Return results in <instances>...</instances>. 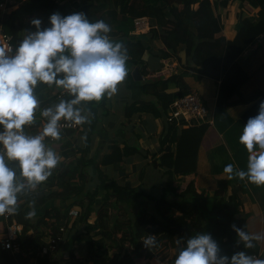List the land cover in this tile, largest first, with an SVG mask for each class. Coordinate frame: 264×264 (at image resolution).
Masks as SVG:
<instances>
[{"label": "trees", "instance_id": "16d2710c", "mask_svg": "<svg viewBox=\"0 0 264 264\" xmlns=\"http://www.w3.org/2000/svg\"><path fill=\"white\" fill-rule=\"evenodd\" d=\"M3 1L5 0H0ZM17 3L18 8L11 13L0 11V22L4 31L12 36L14 47L22 40L26 30H34V26L30 24L31 19L38 17L46 21L44 25L47 26L49 20L46 18L52 13H72L71 5L62 0H18ZM230 3L235 4L237 8L235 16L233 15L234 21L230 20L227 12L225 17L216 12L219 7L227 9ZM73 4L78 11L85 12L91 21L105 20L112 29L110 36L117 39L130 38L135 30V20L147 17L151 29L144 36L164 43L162 59L166 60L167 65L172 58L178 57L179 47L185 46L189 60L186 69L196 76L201 75L212 80L213 84L208 91L198 89L189 85L182 75L174 74L165 79L160 87V80L144 82L141 87L144 93H150V89L156 90L157 87L164 90L165 85L170 82L180 87L175 96L162 95L155 91V97L162 101L166 111L176 96L198 93L208 107L215 108L214 119L218 125L217 113L224 114L228 125H233V120L227 117V110L241 103H253L240 120L231 126V130L241 132L247 119L257 114L260 101L264 100V75H257L264 68V42L259 40L264 34V0H73ZM227 20L228 25L231 21L235 31L232 38H228L227 32L225 34ZM135 39L124 43L128 53L127 62L135 68H140L141 74L147 77L150 72L143 60L147 42L138 36H135ZM258 50L263 52L262 62L250 73L249 62L244 60H251L249 58ZM127 76L130 81H134L131 72H128ZM253 81L257 82L260 89L250 96H244L246 87ZM50 87L52 86L39 84L36 91ZM59 96L60 94L46 100L42 105H52L62 98H70L69 94L62 98ZM235 97L239 98L235 100ZM108 99V96H105L99 101L93 116L86 122L90 127V137L96 130L101 112L108 111ZM142 112L161 115L155 102L141 101L127 107L126 117ZM165 115L167 117V112ZM39 124L40 119L29 126L31 133L38 132ZM79 126L76 129L61 131V137L68 139L67 137L73 136ZM166 126L162 138L163 153L158 161H154L156 168L164 170L165 182L160 195L131 185L119 186L101 172L98 174L99 184L94 190H88L82 183L85 180L84 175L78 174L79 169H72L71 173L64 171L59 177L53 178L51 183H59L57 191L46 193L41 188L45 183L42 182L38 186V192L33 190L19 198L17 213L14 214L23 226V233L16 241L19 252L13 253L4 247L2 242L8 237V233L4 216H0V264H61L54 256L57 251L44 254L43 250L50 248L52 239L63 237L61 228L69 226V212L75 204L81 206V211L74 221V227L85 226L86 233L90 236L89 231L94 228L93 223H97L95 229L102 232L106 241L105 253L98 256L96 241L92 236L87 238L89 257L86 263L89 264H144L156 256L162 261H167V264H174V259L187 238L204 231L212 234L224 254L231 256L242 249L250 255L264 258L261 256L264 239L254 241V248L243 249V245L237 242V234L232 228L235 224L249 233L264 234V223L255 221V224L251 225L242 213V193L248 189L246 179L226 173L217 175L210 156L208 158L209 151L222 147L225 139H222L212 125L206 123L181 128L176 122L167 121ZM90 137L88 142L91 141ZM54 142L47 138V143ZM70 145L71 143L65 140L61 147L66 149ZM88 145L90 144L86 143L83 149H87ZM129 149H133L129 144L124 150L116 144L112 145L110 154L103 157L100 164L108 166L123 163ZM78 152L80 155L84 154L83 150L78 149ZM241 152L246 157L249 154L243 144ZM205 153L208 161H211L210 182L207 184L203 169ZM235 160L239 163V157L236 155ZM78 165H92L98 168L99 163L85 161L81 157L76 161V166ZM76 178H79V182L75 183ZM98 198L101 199V204H97ZM54 199H73V202L65 208L47 209L35 222L33 217H27L26 213L33 207L36 209ZM92 217L96 218L93 223ZM148 234L156 236L157 246L152 249L143 244V239ZM82 235L78 234L76 238L83 240ZM161 249L170 255L161 257ZM74 263L82 264L77 260Z\"/></svg>", "mask_w": 264, "mask_h": 264}, {"label": "clouds", "instance_id": "9594fccd", "mask_svg": "<svg viewBox=\"0 0 264 264\" xmlns=\"http://www.w3.org/2000/svg\"><path fill=\"white\" fill-rule=\"evenodd\" d=\"M48 20L45 26L40 18L31 19L34 30H26L14 49L0 46V216L16 214L19 198L37 189L59 164L61 156L47 138L60 139L62 121L87 122V102L111 97L128 74L127 48L110 36L112 29L105 20L91 21L83 11L54 12ZM38 84L66 90L70 98L41 108ZM37 110L43 127L31 133L26 129ZM239 142L249 153L246 169L228 163L224 171L264 185V100L243 125ZM26 215L35 217L36 209ZM232 228L243 249L264 239V234L249 233L235 224ZM143 244L156 247V236L148 234ZM174 264H264V258L242 249L224 254L212 234L204 231L187 238Z\"/></svg>", "mask_w": 264, "mask_h": 264}, {"label": "crops", "instance_id": "0c3cea01", "mask_svg": "<svg viewBox=\"0 0 264 264\" xmlns=\"http://www.w3.org/2000/svg\"><path fill=\"white\" fill-rule=\"evenodd\" d=\"M62 2H67L69 3V5H71L72 13L80 12L73 4V0H62ZM219 8L220 9L216 11L217 13H222L221 15L224 17L227 16L228 13V17H230V20L234 21V12L237 11L235 4L232 5L230 3L227 9L223 7ZM231 21H229V25L228 20L226 21L225 34L227 32L228 38H232L235 34V31L231 26ZM157 29L159 30V28ZM135 36L141 38V35L136 34L135 32H132L130 38H112L114 40L121 41L124 44L135 41ZM146 37L147 39H145V41L147 42V51L143 56V60L147 65L148 72H150L149 75L145 77L141 74L142 79L135 80L133 72L136 68L134 65L127 62L128 72H131L134 81H130L128 76H126L125 79L118 84L117 92L111 97H108L109 99L106 104V109L108 111L107 113L101 112L100 119L96 124V130L94 134H92L91 137L89 136L90 127H88L85 122L84 124L79 126V129L75 131L73 136L67 137L68 139H65V137H61L58 141H55L54 144H50V146H52L54 150L61 156V160L59 164L53 169L52 174L47 178L46 181H44L45 183L42 184L41 188L46 193H49L50 191H57L59 189V183L55 185L51 184L53 178L59 177V175L64 171L71 173L72 169L75 168L79 169L78 174L84 175L85 180H83L82 183L85 184L88 190H94L97 184H99V172L108 176L119 186L131 185V187L142 188L143 190H145V187L147 186L146 181L148 179H152V177L154 176H159V178L155 181L156 185L157 183H164V170L163 168H156L154 166V161H158L163 153L162 138L164 130L167 127L165 114L170 110L172 103L169 105L166 111L165 107L162 104V101L155 97V91H157L158 94H168L175 96L180 91V87L176 83L170 82L165 85L164 90L157 87L156 90L150 89V93L142 92L141 87L144 82L150 80H160V87L164 84L165 79H168L173 74L182 75L189 85H193L198 89H205L206 91H208L210 86H212L213 81L199 74V76H196L195 73L186 69L189 60L186 56L185 46L181 45L179 47L178 57L172 58L171 62H169L167 65L165 63L166 60L162 59V49L164 48V43L161 40H151L149 36ZM258 51H256V53H258ZM254 54L252 58L250 57L249 59H253ZM244 61L248 63V61ZM171 68H173V70H171ZM159 72H161V74H158ZM259 87L260 86L257 84V82L253 81L251 84V88L244 91V96L247 97L254 94L260 89ZM62 91L63 89L57 88L55 86L36 91L41 108L49 106L50 104H47L45 106L42 104L46 102V100H50L58 96L62 93ZM238 98L239 97H235V100H237ZM141 101L155 102L160 109L161 115L155 116L151 112H142L136 113L130 117H126L127 107L134 102ZM98 103L99 101L87 102V108L89 110V120L93 116ZM252 104L253 103H241L227 110V117H229L230 120H233V125L240 120L242 115L249 109ZM209 108L212 110L215 117V108H211L210 106ZM35 115V120H41V124H39L38 128V131H40L43 127V118L40 116L39 110H37ZM233 125H228V121L226 122V120L225 122L219 123L218 125L215 123V119L214 124L212 125L222 136V139H225V143L222 145V147L220 146L211 149L209 151L210 154L208 155V158L210 156L212 162L210 160L209 161L213 164L215 173L217 175H223L226 173L224 171V168L228 163H232L237 168L246 169V160L249 154L246 157V155L241 152L242 144L239 142V135L241 134V132L236 129L231 130V126ZM27 131L32 132L29 127L27 128ZM89 137L91 140L90 142H88ZM65 140H68L71 145L66 149H62L61 145H63V142H65ZM86 143H89L90 145L87 146V149H83ZM115 144L117 146H120V148L123 150L125 146L129 144L133 147V149H129L128 151L126 150L129 154L124 156L123 163L108 166L101 165V160L107 154H110L111 146ZM220 148H224V150H220ZM78 149L83 150L84 154L80 155ZM235 155L239 157V163L236 162ZM81 157H83L85 161H91L96 164L99 163L98 168H95L92 165L86 167L79 165L76 166V161ZM208 158L205 153L203 156V169L206 174V184L210 182V168ZM74 182H79V178H76ZM88 182H91L92 184L88 185ZM245 183L247 184L248 189L247 191L242 193L243 216L248 218V222L251 225H254L255 221H260V223L263 224L264 185H256L249 182L247 179ZM34 191L38 192L39 189L37 188ZM70 202H73V199L69 201L65 199L50 200L47 204L36 208V216L33 217V221L35 222L38 218H40L47 209H50L52 207L65 208L68 204H70ZM96 202L97 204H101V199L98 198ZM73 208L80 209L81 211V206L78 204H75ZM95 219V217H92L91 221L95 222ZM4 223L7 226L8 222L6 220ZM65 239L66 236L64 237V241ZM261 256L264 257V248L261 250ZM144 264H146V262Z\"/></svg>", "mask_w": 264, "mask_h": 264}, {"label": "built area", "instance_id": "2783aa9c", "mask_svg": "<svg viewBox=\"0 0 264 264\" xmlns=\"http://www.w3.org/2000/svg\"><path fill=\"white\" fill-rule=\"evenodd\" d=\"M18 0H5L0 2V11L11 13L18 8ZM135 30L136 34L144 35L149 32L151 29L150 21L147 17L138 18L135 20ZM12 36L7 34L0 22V46H6L10 49H14ZM261 42H264V34L259 39ZM173 70V68H171ZM39 85V84H38ZM37 85V87H38ZM36 87V88H37ZM67 93L66 90H63L59 98L64 97ZM166 120L168 122H176L181 128L190 127L197 124H214V114L212 110L202 101L198 93H189L185 96L176 97L174 102L171 104V108L167 113ZM78 125L62 121L61 131L67 129H76ZM50 141L54 142V139L48 138ZM80 215V209L73 208L69 212L71 218L70 224ZM7 223V233L8 237L2 242L4 247L8 250H11L13 253L19 252V246L16 243L18 238L23 233V226L15 219V215L4 216ZM69 224V225H70ZM17 230H15V229ZM68 227H62L61 232L68 231ZM62 237L52 239L50 248H44L43 253L47 254L50 251H57L59 245L61 244ZM10 245V246H9ZM258 257L259 255H254ZM146 264H165L160 257H154L151 260H147Z\"/></svg>", "mask_w": 264, "mask_h": 264}, {"label": "rangeland", "instance_id": "374dc122", "mask_svg": "<svg viewBox=\"0 0 264 264\" xmlns=\"http://www.w3.org/2000/svg\"><path fill=\"white\" fill-rule=\"evenodd\" d=\"M48 20V18H46ZM46 21H43V24H45ZM262 57H263V52L262 51H258V53H256L253 57V59L249 60L248 64V68H250L251 70H249L250 73H253L252 69H254L255 67L258 66V64L260 62H262ZM258 76H262L264 75V68L263 70H260V73L257 74ZM251 88V84L248 85L246 87L245 90ZM218 117L216 118V122L217 123H222V122H227V119L225 118V115L222 114L221 112L217 113ZM159 178V176H154L152 177V179H148L146 181L147 186L145 187V191H147L148 193H153V194H158L160 195L162 193V189H163V184H155V181ZM165 182V179H164ZM91 182H88V185H91ZM153 185V186H152ZM123 218H127V217H123ZM92 219V218H91ZM94 220V219H93ZM75 221V220H74ZM74 221L69 225V232L65 231L64 235L62 237V242L58 247L57 253L54 255L55 259L58 260L61 264H75L74 261L76 262V260L79 263L82 264H89L86 263L87 258L89 257V248H88V244H87V238H89L90 236L93 237V239L96 241L97 246V255L98 256H102L105 253V237L102 234V232L99 229H95V226L97 225V223H93L94 228H92L89 232H90V236L86 233L87 229L85 228V226L83 225H79L76 228L74 227ZM74 227V228H73ZM5 229V226H4ZM6 231H7V226H6ZM78 234H83V240H78L76 237L78 236ZM66 236V239L64 241V237ZM64 245V246H63ZM161 253V257H165V256H169L170 253H167L164 250H160ZM169 254V255H168ZM165 264H167V261H164Z\"/></svg>", "mask_w": 264, "mask_h": 264}, {"label": "water", "instance_id": "95a60500", "mask_svg": "<svg viewBox=\"0 0 264 264\" xmlns=\"http://www.w3.org/2000/svg\"><path fill=\"white\" fill-rule=\"evenodd\" d=\"M141 38L147 39V37L144 36V35H141ZM133 76H134L135 80H141L142 79V76H141V73H140V69L139 68H136L134 70Z\"/></svg>", "mask_w": 264, "mask_h": 264}]
</instances>
